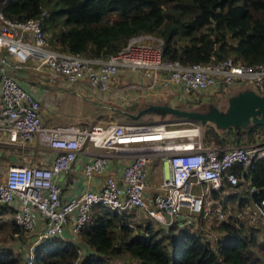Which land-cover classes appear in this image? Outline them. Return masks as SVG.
<instances>
[{
	"label": "built area",
	"instance_id": "2783aa9c",
	"mask_svg": "<svg viewBox=\"0 0 264 264\" xmlns=\"http://www.w3.org/2000/svg\"><path fill=\"white\" fill-rule=\"evenodd\" d=\"M46 12L42 9L36 16L17 18L0 8V141L21 146L29 142L54 150L46 162H10L0 177V203L13 205L15 221L33 233L24 264L33 263L35 245L42 240L66 237L65 230L66 238L78 234L99 205L128 216L143 210L164 226H183L196 214L209 216L212 210L224 220L226 210L211 191L224 194L220 188L225 180L237 182L238 175L229 169L234 163L242 165L241 175L249 181L245 172L264 156V139L248 145L205 143L202 124L188 118L171 127L164 122L131 120L45 124L39 99L20 82V71L31 67L43 71L50 81L82 83L104 92L119 69L138 70L149 78V87L158 77L164 86L168 80L176 83L177 99L186 98L185 107L192 108L206 102L200 98L202 91L219 101L227 100L231 90L244 82L256 89L264 77V64H249L232 56L183 63L164 57L162 38L149 32L130 36L106 57L62 50L50 45L42 27ZM86 147L92 152L81 168L86 177L103 171L113 158L123 160L120 175H108L99 188L85 187L62 199L59 176L73 168L77 153ZM154 156L161 161L162 181L159 191L149 194L147 166ZM260 190L251 201L235 208V218L264 221V186ZM212 198L218 202L214 209L209 205Z\"/></svg>",
	"mask_w": 264,
	"mask_h": 264
},
{
	"label": "trees",
	"instance_id": "16d2710c",
	"mask_svg": "<svg viewBox=\"0 0 264 264\" xmlns=\"http://www.w3.org/2000/svg\"><path fill=\"white\" fill-rule=\"evenodd\" d=\"M0 8L17 18L46 9L42 27L50 45L89 56L106 57L130 36L149 32L162 38L164 57L183 63L232 56L264 64V0H0ZM256 89L264 92V77ZM202 126L204 142L221 146L251 141L259 131L264 135V123L218 128L208 121ZM229 169L240 176L237 182L225 180L220 188L224 195L215 189L211 194L223 202L231 196L237 208L264 186V156L245 172L249 181L241 175L240 163ZM232 186L240 189L229 191ZM13 207L0 203V225L8 212L11 231L24 233L12 216ZM260 226L219 220L216 229L221 235L211 238L193 222L177 228L156 226L151 220L132 223L127 214L99 205L81 226L80 240L50 236L35 245L32 264H264ZM19 259L12 248L0 247V264H21Z\"/></svg>",
	"mask_w": 264,
	"mask_h": 264
},
{
	"label": "rangeland",
	"instance_id": "374dc122",
	"mask_svg": "<svg viewBox=\"0 0 264 264\" xmlns=\"http://www.w3.org/2000/svg\"><path fill=\"white\" fill-rule=\"evenodd\" d=\"M32 69H34V68H32ZM36 70H39V69H36ZM39 71H41V70H39ZM39 71H35L34 72L35 76L31 75V78H36L39 82H41V81L42 82L46 81L48 83L54 82V81H50L46 76L43 77L42 73ZM117 75L120 79L115 82V84H114L115 86H120L121 84H123L125 78H126L125 81L133 80L135 78L134 73L130 69H119L117 72ZM247 85L248 84H245V82H244L240 86L244 87ZM240 86H239V88H241ZM92 88L93 87H91L89 85H85V88L83 90L79 91L76 84L64 85L63 86V92L65 94V97L60 102V107H62V104H64L66 110H71V112L74 115H81L82 113L89 115L93 109L97 108V105L94 102H96L100 96L98 94H94ZM139 88H140V86L138 83H131V84H129L128 87L122 88L121 91L118 89H113V88L109 89L108 90L109 94L103 97V104L104 105H102V106L105 107V109L107 108L106 105H109L111 107L107 108V110L105 112L98 111V117H97L98 120H89V119L85 118V120H89L86 122L92 123L91 121H94L93 123H104V122H108V121H130L131 120V121H135V122H145V123H159V122L161 123V122H164L167 127L179 125V123H173V122L180 120L183 117H178V118L177 117H170V118L165 117L162 119V117H158V115H156V114L152 115L151 113H145L143 115H140L136 120L130 119V116L127 113H124L123 111L135 112L138 108L142 107V105L147 101H169L170 103L177 104L176 101L172 102L173 98H174L173 97L174 90L172 88H169V86L164 87V90H161V91L155 90L157 92L143 91V90H140ZM239 88L234 87L231 92L236 91ZM52 92H53V95L56 97L63 94V93H60V91L56 90V89H52ZM158 94H161V95H159L161 100L158 97L156 98V95H158ZM150 95H153V96H150ZM36 97H38L40 99L41 103L42 102L45 103V100H47L45 98L43 88H41V97L38 95ZM154 98H156V99H154ZM211 100L215 101L218 104H221L223 107L227 104V100H225V99H221V100H219L220 101L219 102L216 97H213V98L211 97ZM205 101L208 102L209 100H205ZM126 102H128V104H126ZM206 102H203L201 104V106H204ZM178 105H181L183 107V105H185V104L182 103V104H178ZM197 106H199V105H197ZM100 110H102V109H100ZM79 118L80 117H78L77 119H79ZM202 129H203V126H202ZM261 134H262V132L259 131L257 134H255L253 136L251 141H247L243 144L244 145L245 144L246 145L252 144L251 143L252 141H255V140H258L259 138L264 137V135H261ZM26 146L20 147L21 148V149H19L20 151H16L15 155L18 159L17 162L33 163V164L38 163L35 160V158L33 157L36 154L35 153L29 154L24 149ZM2 147H4V146H2L0 144V148H2ZM35 149L37 152H39L40 157L42 155H44L45 152L48 151L44 146H41L40 144H39V146H35ZM12 150L13 149L11 147L5 146L4 151H0V168L2 167L3 162L5 164H7L6 159L11 160V158L8 157V154ZM4 158H6V159H4ZM158 161H159L158 158H155L153 161L154 166L152 165V168L154 170L157 168L156 165H157ZM4 169L5 168H3V170ZM149 173L151 174V177H149L146 180V184H149V181L151 182L152 179L154 180V182H156V183L158 182L160 184L161 177H160L159 172L155 171L154 173L153 172H149ZM154 174H155V176H154ZM2 175H3V171L0 170V177H2ZM239 177L240 176L238 175V179H239ZM239 189H240V187H238V186L237 187L232 186V187H229L228 190L232 191V190H239ZM215 199L216 198H212V202L209 203V205L211 206V209H214V207L218 204V202ZM235 202H236V200L231 199V196L226 198L225 202H223L221 200V206L223 208H225L226 213H227L224 220L237 219L241 222V224L243 226H247L251 223H259V224H261V226H260L261 231L264 232V221L263 220H261V219H243V220H240V219L234 217L235 208H236ZM206 205H208V202H206ZM141 213H143V212H137V214L135 216V218L137 220H139L138 222H143L145 220H151L155 223L156 226L161 225V223H159L153 217L151 218L149 216H144L143 215L144 213L143 214H141ZM3 215L6 218L3 217L4 219H2V222L0 225L2 227V228H0V247L8 246V247L12 248L14 253L19 256L20 263L24 264L26 256H27V252H28V247H29L30 242L33 238V233L31 232L32 230L29 231V230L25 229L24 233L11 231L10 225H9L8 212L3 213ZM219 220L220 219L217 218L216 214L212 210V212L210 213L209 216L204 215L203 213L196 214L194 219L192 220V222L204 234L208 233L209 237L216 238L217 236L221 235V232L216 229V225L219 222ZM174 227L177 228L178 226L174 225ZM77 238H78L77 240H80L81 239L80 235H78ZM82 245L84 246V243H82ZM81 251H83V247H82Z\"/></svg>",
	"mask_w": 264,
	"mask_h": 264
},
{
	"label": "crops",
	"instance_id": "0c3cea01",
	"mask_svg": "<svg viewBox=\"0 0 264 264\" xmlns=\"http://www.w3.org/2000/svg\"><path fill=\"white\" fill-rule=\"evenodd\" d=\"M35 71H39V70L32 69L31 67H25L23 70L20 71V75H19L20 76V82L25 87H28L33 92V94L35 96L38 95L41 97V88H43L45 98L47 100H45V103L44 102L41 103L40 99L38 97L37 98L39 99V102H40V108H39L40 117H41L42 122L45 124H64V123H70V122L78 121V120L82 123L87 124L88 122H86V121L98 120V118H97L98 117V111L105 112L107 110V108L111 107L109 105H106L107 108L105 109V107L102 106V105H104L103 104V97L109 94L108 90L113 88V89H118L121 91L122 88L128 87L129 84H131V83H138L140 86V88H139L140 90L149 91V92L161 91V90H164V87L169 86V88H172L174 90V95H173L174 98H173L172 102L176 101V103H177L176 105H178V104H182V103L184 104L183 101H187L186 98L177 99V97L179 95V87L173 81H171V80L166 81L165 83L167 85L164 86L163 82L161 81V78L158 77V79L156 80V83L153 86L149 87L147 85V82L149 81V78L147 76H145L141 71L131 70L134 73L135 78L133 80H129V81H125V79H126L125 78L123 84H121L120 86L114 85L115 82L120 79L117 75V72H116L115 75H113L110 79V88L107 90L108 92L107 91L99 92L96 89L92 88L94 94L100 95L96 102L93 101L94 103H96L97 108L93 109L89 115H86L83 113L81 115H74L71 112V110H66L64 104H62L63 108L60 107V102L65 97V94L63 92V86L70 84V83L63 81L62 79H58L52 83H48L45 80H44L45 82H42V81L39 82L36 78H31V75L35 76L34 75ZM39 72H41L43 77H45V74L43 71H39ZM76 86L79 89V91H81L85 88V84H82V83H78V84H76ZM236 87L239 88V86H236ZM52 89L59 90L60 93H63V94L56 97L53 95ZM155 90H157V91H155ZM200 94H201V97H200L201 100H210L212 97L209 92L207 94L205 91H202ZM159 95H161V94L156 95V98L158 97L161 100ZM150 96H153V95H150ZM156 98H154V99H156ZM126 104H128V102H126ZM173 104H175V103H173ZM178 106H181V105H178ZM183 107H185V105H183ZM100 109H102V110H100ZM78 117H80V118L77 119ZM85 118L89 119V120H85ZM91 122L93 123L94 121H91ZM231 143H232L231 141L228 142V144H231ZM0 144L4 147L7 146V147H11L13 149L8 154V157L11 158V160L4 158V159H6L7 164H5L4 162L2 163V167L0 168V170H2V171L5 170V169L3 170V168H6V166L10 162H17L18 161L15 154H16V151H20L19 150V149H21L20 147H24L27 145L24 149L29 154L35 153L36 155L33 157L35 158V160L38 163L49 161L51 159V156L53 155L52 153L54 152V150L47 148L48 151L45 152L46 155H42L40 157L39 152H37L35 149V146L29 142L23 143L24 146H21V144L19 142H10V144H7L6 142L0 141ZM4 147L0 148V151H4ZM90 149H91L90 147H86V148L81 149L77 153V157L75 159L73 168L70 171L63 173L59 176V182L61 184L62 199L69 198L72 194L79 192L81 189H83L85 187L99 188L102 185V183L105 181V179L108 175H115V176L119 177L120 168H121V165L123 163V160L118 159V158L111 159L109 164L106 166V168L103 171L97 172L90 177H86L83 174L81 168H82L83 162L85 160H87V158H89L92 155V152L90 151ZM155 158H158L159 161L156 165L157 168L154 170L152 168V165L154 166L153 161ZM147 167H148V170H147L148 171V178L151 177V174L149 172L154 173L155 171H157V172H159L160 177H161V179H160V184H161L162 172H161L160 158L158 156H154L150 160V162L148 163ZM154 176H155V174H154ZM160 184L158 182L157 183L154 182V180L152 179V181L151 182L149 181V184H147V192L149 194H153V193L159 191ZM137 212H143L144 214L143 213H141V214H143L144 216H148L147 214H145V212L143 210H139ZM137 212H135V213L133 212V213H131L130 216H128L129 220L132 223L139 221L135 218ZM78 235H79V232L74 237H72V239L77 240ZM65 236L69 237L66 230H65Z\"/></svg>",
	"mask_w": 264,
	"mask_h": 264
},
{
	"label": "water",
	"instance_id": "95a60500",
	"mask_svg": "<svg viewBox=\"0 0 264 264\" xmlns=\"http://www.w3.org/2000/svg\"><path fill=\"white\" fill-rule=\"evenodd\" d=\"M123 112L134 118L151 113L158 117L170 115L188 118L201 124L212 121L218 128L245 126L251 122L264 123V92L247 85L231 92L224 107L213 100H209L204 106L192 108L178 106L169 101H147L135 112Z\"/></svg>",
	"mask_w": 264,
	"mask_h": 264
}]
</instances>
